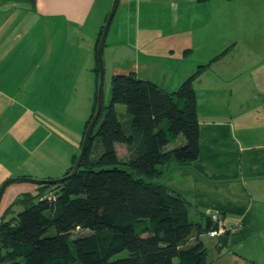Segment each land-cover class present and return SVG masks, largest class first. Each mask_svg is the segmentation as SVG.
<instances>
[{"label": "crops", "instance_id": "0c3cea01", "mask_svg": "<svg viewBox=\"0 0 264 264\" xmlns=\"http://www.w3.org/2000/svg\"><path fill=\"white\" fill-rule=\"evenodd\" d=\"M112 1L35 0L32 6L0 0V185L6 178L27 175L29 169L20 165L37 161L40 149L53 146L49 133L55 122L68 121L64 118L70 98L82 95L83 107L90 111L96 86V43ZM243 1L253 0H119L114 15L129 20V39H119L120 24L109 31L103 64L110 77L132 72L168 92L199 65L208 64L194 81L198 156L191 162L173 163L180 171L177 180L168 174L171 183L160 181L166 176L161 170L165 164L160 165L158 183L180 195L187 207L219 209L228 225H237L224 236L194 232L188 244L206 234L218 253L234 246L243 255L261 253L264 258V56L250 60L246 55L245 61L229 69L223 59L237 49L235 44L227 49V37L220 29L227 5ZM254 2L261 3L255 43L263 53L264 0ZM219 64L216 74L213 68ZM252 68L254 73L249 72ZM204 80L257 87L252 92L242 88L234 103L224 94L218 105L213 102L200 112L197 87ZM222 89L216 90L225 93L228 88ZM252 97L259 100L258 107L249 106ZM87 110L83 128L90 115ZM36 188V184H8L0 211Z\"/></svg>", "mask_w": 264, "mask_h": 264}, {"label": "trees", "instance_id": "16d2710c", "mask_svg": "<svg viewBox=\"0 0 264 264\" xmlns=\"http://www.w3.org/2000/svg\"><path fill=\"white\" fill-rule=\"evenodd\" d=\"M207 65H199L170 92L132 72L113 75L109 101L102 105L76 174L21 194L13 205L20 203L23 209L10 220L0 218V264H206L203 242L187 241L192 233H209L216 226L204 213V225L193 221L180 195L157 179L160 165L198 156L194 81ZM98 76L97 60L95 92L82 135L95 111ZM116 104L124 105L126 120L119 119ZM94 137L101 153L91 159ZM116 143L129 151L125 168L117 163ZM168 144L173 148L164 150ZM49 194L55 198L49 200ZM143 221L151 223L147 233L136 229ZM77 228L87 233L74 235ZM122 252L126 254L118 256Z\"/></svg>", "mask_w": 264, "mask_h": 264}, {"label": "rangeland", "instance_id": "374dc122", "mask_svg": "<svg viewBox=\"0 0 264 264\" xmlns=\"http://www.w3.org/2000/svg\"><path fill=\"white\" fill-rule=\"evenodd\" d=\"M260 5L256 4L254 0L251 2L243 1L241 3L235 2L232 4L227 5L228 10L225 8V19L223 20V16H220L222 20L220 22V29L222 30V36L227 37V49L233 48L235 44V48L237 49L236 52L226 54L223 61L226 64L229 63V69L235 68L239 65L242 61H245V56L247 58H251L250 60H254L255 57L264 56V52L260 50L258 44L255 43V39L257 36V31L260 29ZM127 20L125 17L119 20V14H115L112 18L110 23V27L108 30V37H110L113 30L116 29L117 25L120 24L118 28L119 39L127 41ZM111 33H110V32ZM155 36V34H154ZM159 37V35H158ZM157 37V38H158ZM107 38V37H106ZM156 38V39H157ZM129 39V38H128ZM108 38L106 39V41ZM217 54V53H216ZM215 54V55H216ZM215 67V66H214ZM220 64L213 68L214 73L219 74L220 71ZM249 72H255V69L252 68ZM254 75V74H253ZM229 83V81H228ZM110 87H111V77L108 71V68L104 67V85H103V103L107 104L110 98ZM222 87H227L228 89L222 92L218 90H223ZM232 87L231 91L229 89ZM257 86L254 83L249 85L238 84H220L216 85L214 83H210L204 80L199 87H197V94L199 99V111L207 110L212 106L213 102L218 105V102L223 100V96L225 94L226 97L230 96L231 103H234V100L238 94L241 93L243 88V92L249 90L252 92L256 90ZM218 89V90H216ZM95 90V89H94ZM214 90V91H211ZM257 92V91H256ZM213 100L212 101V98ZM257 97V94L256 96ZM71 102L70 106L65 110V119L68 121L65 122H55L53 124L54 129L52 133H49L53 139V146L50 149H45L43 152L40 149V153L38 155L37 161L33 160L29 163H24L20 165L23 169H29V173L27 175H20L14 176L9 178H16V177H28L32 179H43L44 175H49L51 178L45 179H57L62 177L66 171L69 169L71 165V157L77 156L81 147V140H82V130H83V121L85 118L86 108L84 106V102L86 104V99L82 97V95L77 97H72L69 100ZM88 102V101H87ZM259 100L253 98L249 102L250 107H258ZM116 112L120 120H126L125 115V107L122 104L115 105ZM91 111V108H90ZM87 110V116L90 113ZM87 120V119H86ZM44 138V136H43ZM50 142V141H49ZM180 140L178 139L175 144H178ZM117 149V163L121 167H127L129 163V151L126 149L124 144L116 143ZM173 144L168 145L165 149L170 148ZM101 153V144L97 137H94L91 142V151H90V158L96 159L97 156ZM75 159V157H74ZM173 163H177L174 159L166 163L164 166H161V170L166 171V176L161 178L160 181L170 182L169 178H167L168 174H170L173 179L179 178V171ZM174 168V169H172ZM20 170H22L20 168ZM6 178V179H9ZM5 179V180H6ZM4 180V181H5ZM159 180V178L157 179ZM168 180V181H167ZM2 181L1 184L4 182ZM14 183H25L32 185L29 182H14ZM171 183V182H170ZM10 205L6 207L3 212L0 211V218L5 217L4 219L10 220L13 216H15L19 211L23 209V206L18 203ZM190 218L193 221H199L204 224V216L201 213L206 215L207 208L202 207L200 205L192 204L188 206ZM5 215V216H4ZM202 216V218H200ZM151 223L148 221H143L136 226V229L141 233H147L151 229ZM87 233L85 230H81L77 228L74 231L75 234ZM228 233V232H227ZM207 247V264H264V258L262 257L261 253L256 255L252 254L249 256L243 255L241 252L242 250H238L237 247H228L222 250L220 253L217 252L213 246L210 245L211 239L203 234L200 238ZM125 252L120 253L118 256L125 255ZM177 263V261L175 262Z\"/></svg>", "mask_w": 264, "mask_h": 264}, {"label": "water", "instance_id": "95a60500", "mask_svg": "<svg viewBox=\"0 0 264 264\" xmlns=\"http://www.w3.org/2000/svg\"><path fill=\"white\" fill-rule=\"evenodd\" d=\"M118 1L119 0H113L112 1L111 8L107 14V17L105 19V22H104V25L102 28L101 35H100L98 43H97L96 54H97L98 67H99V76H98V85H97V89H96V106H95V111H94V113H93L83 135H82L81 147H80L79 153L75 159V162H74L72 168L70 169V171L67 174H65L62 177L57 178V179H32V178H28V177H16V178L6 179L0 185V198H1V195H2L4 188L8 184H11L14 182H29V183L36 184V185L55 184V183L63 182L65 180H67L68 178L75 175L76 172L78 171L80 164H81V161H82V158L84 156V153L87 149L91 132L94 128V125H95L98 117H99V114L101 112L102 105H103V85H104L103 48L105 45V40H106V37L108 34L110 23L112 21V18L114 16V13H115L117 5H118Z\"/></svg>", "mask_w": 264, "mask_h": 264}, {"label": "built area", "instance_id": "2783aa9c", "mask_svg": "<svg viewBox=\"0 0 264 264\" xmlns=\"http://www.w3.org/2000/svg\"><path fill=\"white\" fill-rule=\"evenodd\" d=\"M49 200H53L55 197L52 194L47 196ZM206 214L210 222L215 225L216 227L212 229L209 234L210 235H217L220 236L226 232H229L237 227V225H228L225 222L224 216L219 212V210L214 208H208Z\"/></svg>", "mask_w": 264, "mask_h": 264}]
</instances>
